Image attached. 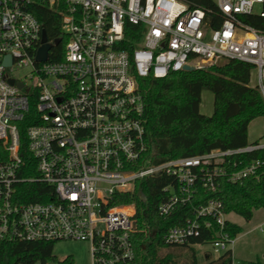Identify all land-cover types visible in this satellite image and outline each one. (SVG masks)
<instances>
[{"label": "built area", "instance_id": "1", "mask_svg": "<svg viewBox=\"0 0 264 264\" xmlns=\"http://www.w3.org/2000/svg\"><path fill=\"white\" fill-rule=\"evenodd\" d=\"M214 3L224 18L218 29L210 28L204 9L180 0H0V248L7 242H84L91 264H136L137 209L111 205L136 183L160 174L175 178L158 208L168 218L192 204L198 186L216 194L223 181L264 176V159L247 157L264 151L259 142L155 166L145 160L141 80L165 79L199 62L235 60L253 67V88L264 98V31L242 20L264 18V0ZM41 6L62 17L67 44L61 62L51 61L57 45L49 40L47 61H37L44 28L34 12ZM127 24L138 27L131 30L139 39L132 47ZM21 71L24 77L16 78ZM31 101L39 115V124L27 130L34 166L22 156L20 140ZM35 170L36 176H25ZM36 184L43 187L37 191ZM32 194L46 200L23 202ZM227 217L223 202L212 199L184 226L168 230L164 242L192 245L207 232L205 245L219 257L230 251L231 264H238Z\"/></svg>", "mask_w": 264, "mask_h": 264}, {"label": "trees", "instance_id": "2", "mask_svg": "<svg viewBox=\"0 0 264 264\" xmlns=\"http://www.w3.org/2000/svg\"><path fill=\"white\" fill-rule=\"evenodd\" d=\"M191 9L202 8L212 21L210 28L221 27L224 18L217 13L213 0H180ZM42 23L49 41L60 40L53 48L50 59L61 62L64 59L67 38L62 31L60 13L49 7H38L34 12ZM242 20L249 26L264 31V18L244 16ZM138 27L127 24L126 37L131 47L139 39L131 34ZM252 66L235 61L221 60L209 67L193 72L171 73L165 79L148 78L140 81L145 103L144 124L149 151L145 156L149 166L179 158L201 156L212 149L235 150L247 147L249 126L264 118V98L258 89L250 86ZM214 95V110L211 116L201 112L204 92ZM39 124L36 103L31 101L29 112L20 124L21 152L24 159L34 166L35 161L28 152L27 130ZM249 159H264V151L248 155ZM36 170L25 176H36ZM176 185L172 176L160 174L156 178H146L136 183L134 189L121 194L120 200L111 205H135L137 209V229L132 235L136 264H203L197 246L205 245L210 234L195 239L192 245L169 246L164 236L173 227L184 226L195 208L212 199L221 200L227 215L237 214L245 220L253 218L254 211L264 210V176L247 179L240 183L223 181L216 194L198 186L196 198L187 207H177L168 218H163L158 208L165 198L163 189ZM41 184L34 185L38 191ZM37 194L25 196L23 202L45 201ZM231 236L237 238L242 229L232 223L227 224ZM52 243L7 242L0 248V264H74L71 257L63 261L54 255ZM231 252L206 264H231ZM242 264H261L243 262Z\"/></svg>", "mask_w": 264, "mask_h": 264}, {"label": "rangeland", "instance_id": "3", "mask_svg": "<svg viewBox=\"0 0 264 264\" xmlns=\"http://www.w3.org/2000/svg\"><path fill=\"white\" fill-rule=\"evenodd\" d=\"M217 1V0H213ZM212 64L197 63L196 69L209 67ZM201 67V68H199ZM25 72L17 73L16 78L24 77ZM256 76L253 75L250 85L254 87ZM214 110V95L207 91L202 95L201 112L203 115L211 116ZM249 142L264 143V118L253 121L249 126ZM228 221L239 226L242 232L236 239L233 248L235 260L238 264L243 262H260L264 264V234L259 229L264 227V210L254 211L250 221L245 220L237 214H230ZM199 259L203 264L216 260L219 256L214 254L210 245L197 247ZM55 257L63 261L68 257L74 260V264H91L90 245L84 242H60L54 246Z\"/></svg>", "mask_w": 264, "mask_h": 264}, {"label": "water", "instance_id": "4", "mask_svg": "<svg viewBox=\"0 0 264 264\" xmlns=\"http://www.w3.org/2000/svg\"><path fill=\"white\" fill-rule=\"evenodd\" d=\"M42 42H43V47H42V48L40 49V51H39V54H38V57H37V61H38V62H46L47 59H48L49 51H50L51 48H52V45H50V44L48 43L47 33H46L45 30L43 31V39H42ZM60 43H61L60 40L55 41V45H59ZM7 65H8V66L11 65V59H10V58H8ZM183 70H184L185 72H193V71L196 70V68L187 65V66L184 67ZM11 84L14 85V84H15L14 81H11ZM18 87H19L20 89H22V88H23V85H22V84H18Z\"/></svg>", "mask_w": 264, "mask_h": 264}]
</instances>
